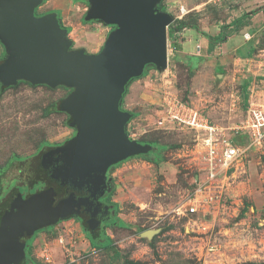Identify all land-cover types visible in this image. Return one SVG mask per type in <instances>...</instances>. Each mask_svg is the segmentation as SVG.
<instances>
[{"label": "rangeland", "instance_id": "1", "mask_svg": "<svg viewBox=\"0 0 264 264\" xmlns=\"http://www.w3.org/2000/svg\"><path fill=\"white\" fill-rule=\"evenodd\" d=\"M159 7L175 17L168 27V67L159 70L149 65L135 78L139 81L127 86L121 108L134 113L127 124L129 136L158 141L163 145L162 159L156 163L133 156L112 169L110 197L117 221L105 226L103 238H90L77 217L36 231L29 252L34 264L264 261V142L248 150L227 177H219L214 185H199L204 174L197 133L167 119L159 124L165 117L167 92L224 127L240 124L250 102L264 105V0H161ZM88 8L87 0H44L36 14L64 11L78 25L73 48L95 53L115 26L85 21ZM253 10L257 12L248 25L226 28L227 41L211 47L198 41L206 37L203 33L217 35L223 25ZM173 27L176 30L170 35ZM245 33H250L248 39ZM5 56L0 41V59ZM69 89L21 82L0 90V195L13 181L26 178L28 163L24 166L23 160L48 145H63L75 135L66 112H44ZM237 136V143L247 144V138ZM199 187L201 193L211 195L208 202L198 214L179 212Z\"/></svg>", "mask_w": 264, "mask_h": 264}, {"label": "water", "instance_id": "2", "mask_svg": "<svg viewBox=\"0 0 264 264\" xmlns=\"http://www.w3.org/2000/svg\"><path fill=\"white\" fill-rule=\"evenodd\" d=\"M43 2L0 0V41L6 49L0 82L13 86L24 80L71 89L60 108L70 115L76 133L45 152L42 165L53 164L51 177L62 185H86L96 198L107 187L110 166L152 149L129 136L133 114L123 110L121 102L128 84L142 76L147 65L168 67V27L175 17L159 7L161 0H87L85 21L115 26L101 50L90 53L73 48L57 12L36 14ZM82 205L89 211L92 200L71 192L56 202L53 188L8 201L0 221V264H20L26 257L21 237L77 214ZM96 212L91 213V229Z\"/></svg>", "mask_w": 264, "mask_h": 264}, {"label": "built area", "instance_id": "3", "mask_svg": "<svg viewBox=\"0 0 264 264\" xmlns=\"http://www.w3.org/2000/svg\"><path fill=\"white\" fill-rule=\"evenodd\" d=\"M248 35L250 33H245V38L248 39ZM164 98L165 117L161 118L159 124H164L163 120L167 119L178 128L189 129L197 133L201 147L198 159L204 174L199 185L206 183L214 185L219 177H227L228 172L234 167L237 168L247 156L248 150L253 147L258 148L264 142V105L256 101L249 103L248 114L240 124L224 127L211 121L207 115L176 94L167 92ZM228 130H232V133ZM237 134L247 138V144L237 143L235 139ZM196 178L198 179V176ZM201 190V187L197 188L195 195L185 201L184 209L179 212L198 214L200 206L211 198V195L202 192L205 194L203 195ZM60 241L63 242V237ZM43 256L50 260L47 254L44 253Z\"/></svg>", "mask_w": 264, "mask_h": 264}, {"label": "trees", "instance_id": "4", "mask_svg": "<svg viewBox=\"0 0 264 264\" xmlns=\"http://www.w3.org/2000/svg\"><path fill=\"white\" fill-rule=\"evenodd\" d=\"M256 12H257V10H253L251 12H246L242 16L235 19L232 23L227 24V25H223L221 28V31L217 35H207V34L203 33L209 40V46L211 47V46L218 45L219 43L227 41L228 34L225 32L226 28L233 26L236 30L241 29L242 27L249 24V19ZM184 26H187V25L181 24V27H184ZM187 27L197 29L196 25L187 26ZM175 30H176V28H174V27L171 28V30L169 31V34L170 35L173 34L175 32ZM177 30H181V29H177ZM174 47L176 49H180L179 44L177 45L176 43H174ZM3 61H4V58H1L0 63H2ZM149 65H147L146 68ZM146 68H145V70H146ZM145 70H144V73H145ZM21 82H27L28 84L32 85L30 82L24 81V80L18 81L17 84H20ZM13 86L4 85L3 83L0 82V90L1 91H4L7 88L13 87ZM61 87L65 88V89L67 88L65 86H61ZM70 90L71 89H69V91ZM125 92H127V88H126ZM125 92L123 94V97L125 95ZM123 97H122V99H123ZM61 100L62 99H59V100L51 103V105L49 107H46L44 110L45 114H48L52 111L61 112L62 111L60 108ZM132 114L134 116V113H132ZM68 117H69V120H71L70 115H68ZM139 141H141L142 143H149L152 146V149L148 153L138 154L135 156H140L143 158H150V161L159 163L160 160L162 159L160 152L163 148V145H160L158 143V141H155V140H139ZM53 148H55V146L48 145L45 148L41 149L37 154H35V155H33V156L22 161L24 166L28 163L27 168L29 171H28L26 178L24 180L13 181V183L5 189V192L2 195H0V204L3 205V207L5 206V204L8 201H10L11 199H13L14 197H16L18 195H21L24 198H27L30 195H32L33 193H36V192H39V191H42V190H45L48 188H53L56 191L57 201H59L61 199L60 197L66 195L68 193V191L65 190L66 186H63L59 180H56V179L51 177L52 167L46 168L42 165L43 155L45 154V152H47L48 150L53 149ZM156 152H157V154H156ZM69 194L70 193H68L66 196H68ZM66 196H64V197H66ZM70 217H74V215L70 216ZM83 221L85 222L84 226H86L85 228L87 229L88 223L86 222V220H83ZM86 234L94 240L95 239L99 240V239L103 238V233L99 234V235H95V236H93L91 234L89 235L88 232H86ZM30 250H32V247L29 245L28 249L26 250L28 256H29ZM26 264H34V263L32 262V260L29 259V261ZM248 264H264V261H260V262L252 261V262H249Z\"/></svg>", "mask_w": 264, "mask_h": 264}, {"label": "flooded vegetation", "instance_id": "5", "mask_svg": "<svg viewBox=\"0 0 264 264\" xmlns=\"http://www.w3.org/2000/svg\"><path fill=\"white\" fill-rule=\"evenodd\" d=\"M119 163H121V162H119ZM119 163L112 165L108 168V171L106 173V185H107V187L104 188V190H103L104 192L102 194L97 193L96 198H92L91 192L89 191V189L86 185L81 187V188H74L72 185H70L68 183L63 184V186H66L65 190L68 191V193L74 192L77 198L89 197L90 200H92V206L90 205L91 210L88 211L86 209V207L84 205H82L79 209V212L77 214H74V217H77L82 222L83 226L85 224V222L83 220H86V222L88 223V228L86 229L87 230L86 232H88L89 235L91 234V235L95 236V235L102 234L104 231V228L107 224H109L110 222L114 223L117 221L116 207H115V203L112 201V199L110 197V191H111L112 186H113L112 169H114ZM50 167H53V164ZM66 195H64V196H66ZM64 196H62V197H64ZM62 197H60V198H62ZM56 201H57V193H56ZM95 208L97 209V212L95 215L97 222H96L95 227L93 229H91L90 228V219L92 217L91 213L95 210ZM3 212H4V207H3V205L0 204V221H1V217H2ZM84 227H86V226H84ZM35 235L36 234L34 233L31 236L24 235L23 237H21V240L26 243V247H25L26 257L21 261L20 264H26L29 261V256H28L26 250L28 249L30 243H32V240L35 237Z\"/></svg>", "mask_w": 264, "mask_h": 264}, {"label": "crops", "instance_id": "6", "mask_svg": "<svg viewBox=\"0 0 264 264\" xmlns=\"http://www.w3.org/2000/svg\"><path fill=\"white\" fill-rule=\"evenodd\" d=\"M56 12L58 13V15H59V17H60V20H61L62 25L68 29V31H69V33H68L69 37H70L71 39H73L72 37H75V36H74V33H75V31H76V29H77L76 27H77L78 25L75 24L73 21H70V20L68 19L67 15L64 14V11H61L60 9H57ZM83 16H84V15H83ZM83 16H82V17H83ZM256 16H257V15H256ZM95 21H96V20H95ZM95 21H92V22H95ZM76 25H77V26H76ZM197 39H199V38H197ZM73 40H75V38H74ZM198 41H201L202 44H204V46L209 45V40H208V38H206V37H204V38L202 37V39H199ZM182 49H183V47H182ZM176 52L181 53V54L183 53V51L181 50V48H180V49H177ZM251 58H253V57H251ZM134 80H137V79H133V80L131 81V83H132ZM137 81H139V79H138Z\"/></svg>", "mask_w": 264, "mask_h": 264}, {"label": "clouds", "instance_id": "7", "mask_svg": "<svg viewBox=\"0 0 264 264\" xmlns=\"http://www.w3.org/2000/svg\"><path fill=\"white\" fill-rule=\"evenodd\" d=\"M64 220V219H63Z\"/></svg>", "mask_w": 264, "mask_h": 264}]
</instances>
